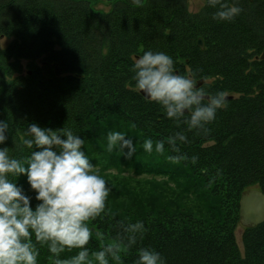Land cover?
Instances as JSON below:
<instances>
[{
  "label": "trees",
  "instance_id": "obj_1",
  "mask_svg": "<svg viewBox=\"0 0 264 264\" xmlns=\"http://www.w3.org/2000/svg\"><path fill=\"white\" fill-rule=\"evenodd\" d=\"M96 1L0 0V41H9L0 46V120L9 123L0 147L27 158L36 150L23 144L29 123L69 128L84 139L99 174L117 181L109 185L104 213L89 223L88 249L123 238L122 223L145 226L109 264H134L142 247L160 252L165 264H264V222L244 227L242 247L236 237L242 192H264V0H228L243 9L232 21L214 20L207 0L196 13L186 0H113L109 10L95 8ZM148 50L171 56L181 75L205 78L207 93L238 95L229 93L205 130H188L136 90L134 58ZM109 131L132 139L131 159L106 151ZM177 132L187 142L170 144ZM145 139L153 140L151 153L142 148ZM160 140L162 154L155 151ZM9 179L33 197L34 207L26 177ZM137 180L151 190L131 186ZM164 186L172 187L171 197ZM37 247L38 264H54L48 246Z\"/></svg>",
  "mask_w": 264,
  "mask_h": 264
},
{
  "label": "clouds",
  "instance_id": "obj_2",
  "mask_svg": "<svg viewBox=\"0 0 264 264\" xmlns=\"http://www.w3.org/2000/svg\"><path fill=\"white\" fill-rule=\"evenodd\" d=\"M139 4L140 0H134ZM216 9L212 18L232 21L243 11L228 0H207ZM132 80L135 88L150 102L161 106L170 120L183 119L188 130H205L218 110L227 105L228 94H209L197 86L194 72L181 75L174 69V60L164 52L145 51L134 58ZM206 83V81H205ZM9 123L0 120V145L8 140ZM24 146L35 151L24 160L11 157L8 148L0 147V264H38L39 245H47L55 257L54 264H109L119 261L122 248L130 249L137 235L145 231L142 222L122 223L123 238L118 236L101 246L99 251L87 247L93 237L89 223L105 211L111 188L99 174L83 150L85 141L69 128H44L29 123ZM187 142L183 132L168 138ZM106 151L119 150L131 159L136 146L120 131L106 135ZM163 140L155 143V151L163 153ZM142 148L153 151V140L145 139ZM127 149V151H125ZM177 159V158H172ZM193 162L196 157H193ZM25 176L33 197L22 185L9 177ZM35 239V243L33 241ZM66 250H76L69 258L60 259ZM134 264H165L161 253L149 247L138 249Z\"/></svg>",
  "mask_w": 264,
  "mask_h": 264
},
{
  "label": "water",
  "instance_id": "obj_3",
  "mask_svg": "<svg viewBox=\"0 0 264 264\" xmlns=\"http://www.w3.org/2000/svg\"><path fill=\"white\" fill-rule=\"evenodd\" d=\"M198 45L204 48L202 38L198 39ZM261 58L264 59V51ZM56 71L57 74H60L59 68ZM204 82L205 79H200L197 86H201ZM240 221L246 227L256 226L264 222V192L262 190L251 188L242 192L240 197ZM95 233L98 234V231H95Z\"/></svg>",
  "mask_w": 264,
  "mask_h": 264
},
{
  "label": "rangeland",
  "instance_id": "obj_4",
  "mask_svg": "<svg viewBox=\"0 0 264 264\" xmlns=\"http://www.w3.org/2000/svg\"><path fill=\"white\" fill-rule=\"evenodd\" d=\"M186 2H187V8H188V11L190 12V13H196V12H199L201 9H202V7H203V5H204V2H205V0H186ZM95 5V8H97V9H102V10H109V9H111L112 8V6H113V0H97L95 3H94ZM9 41L7 40V37L6 38H4V39H2L1 41H0V46H2V47H4V46H6L7 45V43H8ZM190 71H191V69H190ZM61 72V71H60ZM195 79L198 81L199 79H201V78H196L195 77ZM203 86V85H202ZM201 86V87H202ZM229 93H232V92H227V94H229ZM232 94H234V95H238V93H235L234 91H233V93ZM107 182H108V186L109 185H111V184H114V183H116L115 181H113V182H110L106 177L104 178ZM138 182V180L137 181H133L132 182V184H131V186H134V185H140L141 186V184L140 183H137ZM137 186V187H138ZM110 187V186H109ZM142 188H140V187H138L139 189H143V190H151V185L149 184H144V185H142L141 186ZM164 189L166 190L165 192L167 193V194H169V196H168V198L169 197H171L172 195H171V192H172V187H168V186H164ZM153 191V190H152ZM159 191V190H158ZM153 193H154V191H153ZM174 195V194H173ZM190 204L193 206V207H195L196 205H195V202H191L190 201ZM243 229H244V226H242V225H239L238 227H237V229H236V237H237V239H238V241H239V243H240V247H242V233H243Z\"/></svg>",
  "mask_w": 264,
  "mask_h": 264
}]
</instances>
